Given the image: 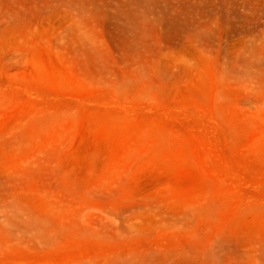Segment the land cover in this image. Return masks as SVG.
I'll return each instance as SVG.
<instances>
[{"label":"rangeland","instance_id":"obj_1","mask_svg":"<svg viewBox=\"0 0 264 264\" xmlns=\"http://www.w3.org/2000/svg\"><path fill=\"white\" fill-rule=\"evenodd\" d=\"M0 264H264V0H0Z\"/></svg>","mask_w":264,"mask_h":264}]
</instances>
